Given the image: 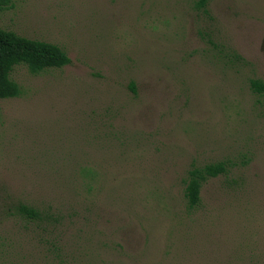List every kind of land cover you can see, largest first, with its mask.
I'll return each mask as SVG.
<instances>
[{"label": "rangeland", "instance_id": "rangeland-1", "mask_svg": "<svg viewBox=\"0 0 264 264\" xmlns=\"http://www.w3.org/2000/svg\"><path fill=\"white\" fill-rule=\"evenodd\" d=\"M197 2L0 10L2 29L69 58L9 72L0 264H264V0ZM217 161L188 209V170Z\"/></svg>", "mask_w": 264, "mask_h": 264}, {"label": "trees", "instance_id": "trees-1", "mask_svg": "<svg viewBox=\"0 0 264 264\" xmlns=\"http://www.w3.org/2000/svg\"><path fill=\"white\" fill-rule=\"evenodd\" d=\"M206 0H198L197 6L204 7ZM8 0H0V10ZM205 10V8H203ZM69 62L68 56L57 45L43 40L31 39L0 27V99L18 95V85L9 77V72L16 64H24L29 71L37 72L48 67H61ZM250 87L255 92H264V83L250 80ZM132 88V87H131ZM227 170L223 161L191 166L184 188L186 207L195 208L200 200V188L207 177H212ZM20 212L27 216H36L32 207L21 205Z\"/></svg>", "mask_w": 264, "mask_h": 264}]
</instances>
